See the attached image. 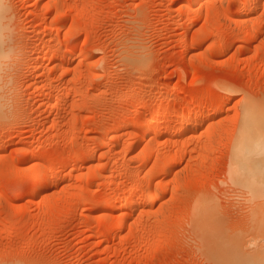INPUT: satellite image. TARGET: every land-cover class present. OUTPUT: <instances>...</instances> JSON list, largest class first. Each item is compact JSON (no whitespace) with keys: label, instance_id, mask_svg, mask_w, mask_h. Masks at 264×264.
Returning <instances> with one entry per match:
<instances>
[{"label":"rangeland","instance_id":"rangeland-1","mask_svg":"<svg viewBox=\"0 0 264 264\" xmlns=\"http://www.w3.org/2000/svg\"><path fill=\"white\" fill-rule=\"evenodd\" d=\"M55 1L6 0L17 55L6 68L9 117L0 119V264H213L197 202L213 197L227 235L248 238L260 220L256 198L229 170L247 159L235 150L245 102L264 113V1L236 15L247 19L235 28L227 11L238 0H203L186 22V0ZM252 22L258 36L247 43ZM142 102L193 103L192 113L207 115L184 138L162 134L178 127L173 113L142 137L143 121L156 118L141 114ZM119 124L120 137L102 144ZM164 152L177 154L167 175ZM47 168L55 176L43 189L35 178ZM146 173V185L166 192L132 210L127 183Z\"/></svg>","mask_w":264,"mask_h":264},{"label":"bare ground","instance_id":"bare-ground-1","mask_svg":"<svg viewBox=\"0 0 264 264\" xmlns=\"http://www.w3.org/2000/svg\"><path fill=\"white\" fill-rule=\"evenodd\" d=\"M36 1L41 2V0H36ZM250 1H252V0H238V3L240 2V5L238 6V8L236 10L233 9L234 11H232V12L227 11L228 14L230 15V18H231L229 20V22H230L229 26L230 27L235 28L237 26V23H239V21H243L244 19H247V18H241L240 20L239 19L237 20L235 18L236 15L239 14L242 17H245V15L250 16L253 13V11L255 10V8L257 7V5L259 6L261 3V0H255L256 3L254 5V4H250L249 3ZM55 2H57V0ZM202 2H203V0H186L183 4L184 13L181 17V20L183 22L188 21L190 14H191V9L193 8V6L200 5ZM6 10L7 9L0 8V119L8 116L7 107L9 105H8V101L6 98L7 95L5 94L7 92V91H5L6 90L5 89V87H6L5 86L6 85L5 76H6L7 64H8V62H10L9 60L12 58L11 57L12 55H14V57H15V55H17L16 53H14L15 52L13 49L14 45L11 43V41L8 38L9 37L8 36V31H9L8 29L9 28H8V25H6L7 21H5V19H7V17H8V16H6V13H5ZM223 10H224V8H223ZM7 14H9V13H7ZM219 17H221V16L219 15ZM249 29H250V27H249ZM256 29H257V24L252 22L251 30L245 34L246 36L244 37L245 38L244 41H246L247 43H252L253 41H255V39L258 36L257 33H254L256 31ZM241 35H243V34H241ZM79 40H80V38L77 37L76 39H73V43L74 42L78 43ZM182 43H183L182 45H184V46H187L189 44L187 40H183ZM72 52H74V51H72ZM91 55L92 54H90V55L86 54L83 56L84 57L87 56V58H88ZM61 57H63V56L61 55ZM65 58H63V59H65ZM68 60H69V58H68ZM44 65L45 64H43V66ZM6 77H8V75ZM7 82H8V80H7ZM207 91H208V89H207ZM230 99H231V97L229 96L226 99H224L223 101H221L220 104L225 105L227 102H229ZM172 107L173 106L170 107V104H166V103H162L159 106H156L153 104H148L147 102H142L138 106V109L141 111V114L151 113L152 115H155L156 118L155 119H149L147 121L146 120L143 121L142 128H141L142 130L140 132V135L142 137H146L147 134L152 133L150 130L151 126L152 127H158V126L160 127V125L164 122V120L167 119L165 116L169 113H171V114L173 113V114H176V116L178 117V120H179V123L177 125L178 127L176 128L175 125L174 126H168L166 128V130L164 131V133L162 132V134L164 135V137H166V140L169 142L171 140L170 138L173 136H178V137L180 136V137L184 138V136L190 131V129H192L191 123L194 122V124H196L198 126V125H200V123H203L204 116L207 115V114L204 115L202 112H197V113L191 112V109L193 107L200 108V105H198V104L195 105V104L191 103L186 108H184L183 110L182 109L176 110L174 108L172 109ZM257 108L258 107L256 106V104L255 105L253 104V106L248 102H245V104H244V109H243V112L241 114V120L243 122V124H242L243 127L240 130L239 138L237 139L238 143H237V147L235 148V150H236V153L238 155H243L247 159L240 160L237 156L238 160H233V162L231 161L232 164H231V168L229 171H230L231 178L234 180V182L237 184H241L244 187H246L248 189V191L250 192L251 197L254 198L253 200H255V198H256L255 203H258L257 205L259 206V208L258 207L257 208L260 210V213H259V215H260L259 219L260 220L257 224V227L254 226L256 228H255V230H253V232L250 234V236L248 238L245 235H243V233L242 234L237 233L234 235H227V234H225L226 232L224 230L222 231V228L220 229V226L215 224L214 219L216 216H214V214L216 211H214V209L216 210V206H215V202L213 200V197H211L213 201L211 199H208L209 196H208V198L206 197L207 199H203V198H202V200L199 199L200 201L197 202L196 206H195V210H196L195 216L198 215L197 217H199L197 220H199L198 221L199 222L198 228L201 229L200 230L201 236L203 237V240L206 243V245L209 247V249L212 250L211 256L212 255L214 256V258L212 257L213 264H264V241H263V237H264V232H263L264 231L263 230V228H264V124H263L264 123V115L263 114L264 113H262V114L258 113V110H256ZM215 114H216V112H215ZM208 115H209V113H208ZM210 116H211V114H210ZM212 117H213V115H212ZM122 125L124 126V124H122ZM122 125L119 124L118 126H115V128H113V127L107 128L106 129L107 130L106 135L102 138L101 143L106 144V143L110 142L111 138H116L118 136L120 137L119 130L121 129L120 127H122ZM197 126H195V127H197ZM136 135H137V133H136ZM154 135L157 136V137L154 136L156 138L155 140H157L156 142L160 143L159 138L161 135L160 136L158 134H154ZM130 142L131 141H128L127 145H131ZM168 147H170V146L168 145ZM89 148H90L89 145H87L85 143L79 144V149L81 150V152L88 151ZM28 151H31V150H28ZM164 153H165L164 161L166 163V166L162 172H163V175L164 174L167 175V174H170L172 172L171 167L169 166V162L173 159V155H177V154H171V153H166V152H164ZM178 153H179V151H178ZM62 159L61 158L59 160L57 159L56 162L60 163L62 161ZM84 163H85V161H84ZM82 165H83V162H80L79 166L81 167ZM53 171H55V170H53ZM53 171L50 168L49 169L48 168L47 169H38L37 170V176L35 178V180L38 183L37 186L45 189L46 185L44 184V180L47 177H51V176L54 177L55 172H53ZM150 175L151 174L148 175L146 173L145 175H142L141 180H139V182H128L127 183V185H129L131 187V189L133 188L135 190L134 191L135 194L130 198L125 197L126 199L124 201L125 202L124 205L126 204V205L132 206V207L129 206V208H131L132 210L135 207L134 209L136 210V208H138L139 205L143 202V197H144V200L147 201V199H148L149 202L153 203V201H155L156 199H159L160 196L166 192L165 190L167 188L163 189L164 191H162V192H164V193H159L157 189H154V188L152 189L149 187V185L145 184L146 182L151 181V179H152L151 177L153 175L152 176H150ZM51 180H53V179H51ZM140 192H142V193L139 194ZM146 196H148V197H146ZM112 204H114V203H112ZM116 204H117V202L114 204L115 207L117 206ZM105 208L106 207H104V209L102 208L101 210L104 212ZM129 218L130 217H127L124 221L117 224L118 226H116V227H119V228L127 227L130 224ZM104 226H105V224H104ZM104 229H107V228L105 227ZM106 233L107 234L105 235V239H107V238L110 239L109 237H111V233H109V231ZM252 244L255 245L254 249L253 248L250 249Z\"/></svg>","mask_w":264,"mask_h":264},{"label":"snow or ice","instance_id":"snow-or-ice-1","mask_svg":"<svg viewBox=\"0 0 264 264\" xmlns=\"http://www.w3.org/2000/svg\"><path fill=\"white\" fill-rule=\"evenodd\" d=\"M0 8L7 9L9 5L7 4L6 0H0Z\"/></svg>","mask_w":264,"mask_h":264}]
</instances>
